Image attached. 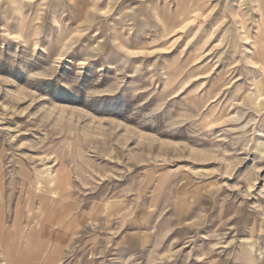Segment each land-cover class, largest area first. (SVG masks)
Returning a JSON list of instances; mask_svg holds the SVG:
<instances>
[{
    "label": "rangeland",
    "instance_id": "rangeland-1",
    "mask_svg": "<svg viewBox=\"0 0 264 264\" xmlns=\"http://www.w3.org/2000/svg\"><path fill=\"white\" fill-rule=\"evenodd\" d=\"M263 67L264 0H0V264H264Z\"/></svg>",
    "mask_w": 264,
    "mask_h": 264
},
{
    "label": "bare ground",
    "instance_id": "bare-ground-1",
    "mask_svg": "<svg viewBox=\"0 0 264 264\" xmlns=\"http://www.w3.org/2000/svg\"><path fill=\"white\" fill-rule=\"evenodd\" d=\"M177 2H179V1H177ZM188 3H189V2H188ZM181 4H182V3H181ZM200 5H201V4H200ZM190 6H191V5H190ZM184 7H185V6H184ZM185 8H186V7H185ZM185 8H184V9H185ZM200 8H201V7H200ZM187 10H188V9H187ZM185 12H186V11H185ZM181 13H182V12H181ZM193 14H194V13H193ZM177 15H179V14H177ZM180 15H181V14H180ZM167 16H168V15H167ZM223 16H224V15H223ZM172 17H173V16H172ZM224 17H225V16H224ZM176 18H177V17H176ZM189 18H190V17H189ZM184 22H185V20H184ZM181 24H183V23H181ZM181 24H180V25H181ZM185 24H186V22H185ZM177 27H179V26H177ZM180 27H181V26H180ZM169 28H170V27H169ZM172 28H173V27H172ZM165 30H166V29H165ZM163 31H164V30H163ZM187 31H188V30H187ZM210 33H211V32H210ZM209 35H210V34H209ZM263 69H264V67H263ZM262 73H263V72H262ZM257 105H258V104H257ZM258 112H259V111H258ZM61 176H62V175H59L58 178H57V177L52 178V179L50 180V182H52L53 180H58V182H60V181L62 182ZM51 226H52V225H51Z\"/></svg>",
    "mask_w": 264,
    "mask_h": 264
}]
</instances>
